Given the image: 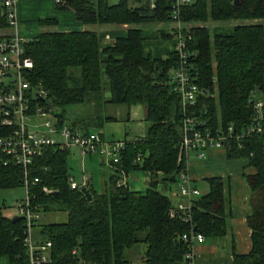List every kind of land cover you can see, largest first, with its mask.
Segmentation results:
<instances>
[{
    "label": "trees",
    "instance_id": "1",
    "mask_svg": "<svg viewBox=\"0 0 264 264\" xmlns=\"http://www.w3.org/2000/svg\"><path fill=\"white\" fill-rule=\"evenodd\" d=\"M62 2L58 9L71 10L80 24L127 25L129 29L123 37L109 40L111 48L104 54L97 51V35L91 32H44L29 39L22 47V55L31 59L26 75L29 85L45 91L47 103L54 110L84 107L88 103L124 107L139 104L144 108V134L141 141L123 143L113 165L116 169L107 176L101 194L83 187L89 201L78 190L67 188V152L47 147L40 157L33 158L30 175L38 179L37 185L28 187L33 202L41 213L65 214L63 222L37 224L35 234L49 240L50 264H75L79 258L85 264H126L123 252L134 244L142 247L141 264H184L182 256L187 248L175 236L185 233L188 226L176 217L166 216L173 202L169 186L174 183L175 172L183 166L181 160L175 162L180 109L166 82L167 71L174 67V54L170 49L160 57L144 51L140 31L135 28L139 23H166L164 7L168 0H157L152 13L132 9L133 0H118L110 6L107 0L93 4L81 0ZM209 20L249 24L211 32V39L203 29L188 31L192 39L188 50L193 84L201 93L188 113L201 119L211 133H222L230 124L231 135L235 136L252 123L253 106L249 101L254 102L256 94L260 96L262 133L241 138L238 147L229 140L225 157L240 158L244 162L241 171L250 170L240 173L248 190L244 225L250 232V247L244 255L232 251L231 264H264V0H192L188 7L180 9V24H203ZM158 35L160 40L166 39L161 32ZM211 59L213 74L209 69ZM102 90L107 99L100 97ZM53 116L58 123L62 121L60 114ZM74 124L73 121L68 126ZM7 131L0 128V136ZM144 153L141 162L135 164L136 155ZM40 167L44 170L37 171ZM131 171L148 174L143 191L129 192L120 184L115 186L119 172L125 176ZM221 179H203L207 193L197 197L189 210L192 229L207 242L228 234V192L222 188ZM157 184L166 191L165 195ZM21 186L19 168L0 166V190ZM40 187L51 191L42 195ZM20 232V221L10 223L0 214V264H24ZM71 250L77 254L70 255Z\"/></svg>",
    "mask_w": 264,
    "mask_h": 264
},
{
    "label": "built area",
    "instance_id": "2",
    "mask_svg": "<svg viewBox=\"0 0 264 264\" xmlns=\"http://www.w3.org/2000/svg\"><path fill=\"white\" fill-rule=\"evenodd\" d=\"M16 0H0V19L3 27L0 28V128L8 130L4 136H0V166L17 167L20 169L22 197L15 201L11 207L14 216L19 217L21 222L20 245L25 257L24 264H50L49 240L40 239L35 234V226L40 215V207L33 202V196L28 192V187L38 184L36 176L31 177V163L33 158L40 157L47 148L56 151L68 152L76 149L80 157L88 154H97L100 163L112 172L116 168L118 153L123 143L106 141L99 137L96 129H80L69 127L54 118V112L50 114L45 109L46 93L37 85H29L26 75H29L31 59L22 55V47L27 42L17 35V18L15 13ZM55 6L61 7L62 0H51ZM86 4L96 3V0H81ZM132 9L142 8L152 13L157 0H133ZM192 0H168L164 7L167 14V22L173 23L176 28L169 30L166 36L169 49L174 54V67L169 68L166 74L168 90L176 95L179 111L178 140L176 143V164L182 161V167L174 174L175 197L169 209L166 211L168 219L177 218L188 226L185 233L175 236L181 244L185 245L182 261L184 264H192L194 247L203 244L202 235L192 229L189 210L193 201L200 193L194 188L187 173V159L199 160L205 151L211 149L228 151L227 142L231 140L238 147L241 138H248L255 134H261L259 126L261 102L254 100L252 122L238 131L235 136L231 135V126L227 125L222 133H211L204 127L201 119L193 117L188 112L194 106L200 91L193 84L191 74L190 54L188 46L192 40L179 22L180 9L188 7ZM144 4H146L144 6ZM53 5V6H54ZM166 22V23H167ZM156 39H159L156 36ZM212 81L213 77L211 78ZM36 100L38 104L33 103ZM189 114V115H188ZM54 120H49V117ZM145 155H136L134 163L139 164ZM37 168V171H43ZM119 179L123 175L119 172ZM117 180L115 186H123ZM69 190H79L86 184V178L82 175L79 182H74L70 177L66 179ZM51 190L40 187L39 192L47 195ZM70 255L77 254L75 250ZM75 264H85L81 259H76Z\"/></svg>",
    "mask_w": 264,
    "mask_h": 264
},
{
    "label": "crops",
    "instance_id": "3",
    "mask_svg": "<svg viewBox=\"0 0 264 264\" xmlns=\"http://www.w3.org/2000/svg\"><path fill=\"white\" fill-rule=\"evenodd\" d=\"M15 4V13L17 18L16 32L20 38L26 41H28L29 39H36L40 34L44 32H56L59 34H68L69 32H90L87 29L89 25L80 24L75 21V16H73L71 10H60L58 9L59 7L55 6L51 0H16ZM41 22H44V24H41ZM46 23H48L49 25H47ZM140 34L141 37L143 36V38H146L148 41L144 44L142 42L144 51H149L151 54H155V56L160 57L164 55L163 53L166 50L169 49V47L165 46V40L156 39L154 34ZM101 96L102 98L107 99L108 95L106 92H102ZM81 109L83 110L84 108L76 105L72 106V110H74L75 113H82ZM95 113L96 114H94L95 116L92 120L88 119L86 126H81V124L76 125L79 123H76L75 121L74 126H76L77 128L80 127V129L84 130H87L89 128L96 129L99 132V137L101 139L103 138L106 141L130 143L143 140L145 122L143 120L144 108L141 105L129 104L128 107H124L117 104L113 105L103 103L97 108V111ZM103 118H109L113 120L105 122ZM71 123L73 122L70 121L68 125ZM74 153L78 155V153H76V149L74 150ZM221 154L225 155L223 150L211 149L205 151L204 156L199 160L193 159L191 157L188 158L186 167L189 179L193 186L196 181H201L203 179L215 177L225 178L226 191L228 192L226 199L228 205V207H226V227L228 234H226L225 236L229 240L230 248L226 249L227 251L223 252L219 249V252V247H217L213 243L214 241L207 242L205 239H203L202 245L194 247V263L192 264H231L232 261L230 254L232 251H234V253L237 255H244L250 247L248 241L250 232L244 225V214L246 210V204L244 203L247 200L248 190L242 177L237 176L238 171L231 172V169H227L225 177L219 176L216 171H213L215 169L211 167V165H214V161L221 162ZM93 156L95 159H97V157L91 153L82 157H80L79 155L78 158L80 159V161H82L83 166V160H87V162L89 163L92 160ZM97 162L98 166H100L99 168L105 169L103 178H100L99 181V192L94 191L92 188L90 180L91 168L89 172H86L83 167V169L80 168L81 170H79L77 181L79 182L81 180V176L83 175L86 178L85 185L92 189L95 194H101L104 189L105 180L110 172L108 168L100 163V161ZM243 163L244 162L242 160V164ZM131 172L123 176L122 180L119 179V181L123 183V187H125L129 192L134 191V189L130 191L127 188V177L129 174H131ZM141 175L144 180H148V174L146 172L142 173ZM68 176L73 180L71 172L68 173ZM129 183L130 185H136V180H131ZM134 192H141V190H136ZM170 193H172L171 196L172 198H174L176 194L175 189L174 191H170Z\"/></svg>",
    "mask_w": 264,
    "mask_h": 264
},
{
    "label": "rangeland",
    "instance_id": "4",
    "mask_svg": "<svg viewBox=\"0 0 264 264\" xmlns=\"http://www.w3.org/2000/svg\"><path fill=\"white\" fill-rule=\"evenodd\" d=\"M116 2H118V0H107V5H115ZM252 23V22H251ZM240 23H234L231 21H223V22H212V21H208L206 23L203 24H184L181 23L182 27L186 30V31H190L193 30L195 28H199V29H203L205 30L210 38L211 32H216V31H229V29L239 25ZM249 23H242L240 25H247ZM257 24H262L261 22L257 23ZM264 28V24L261 25ZM86 27V26H85ZM136 29H138V31H140V33H143V35H149V34H154V36L158 37V33L161 32L162 34H167L169 32V30H173L174 28H176V26L173 23H170V21H168L167 23H163V24H159L156 22L153 23H146V24H142L139 23L137 26H135ZM91 33H94L97 35V43H98V48L97 51L101 52L104 54V52H106V49L111 48V45L108 44L109 40L112 39H116V38H120L123 37L125 34V31L127 29H129V27H127V25L125 26H116L114 24L111 25H100L99 23L95 24V25H89L87 28ZM263 36H264V31H263ZM211 39V38H210ZM105 40V41H103ZM142 41L143 44L145 42H148L146 38H143L142 36ZM167 42V40H165ZM164 41V42H165ZM263 42H264V38H263ZM166 47H169L168 44H165ZM210 73L213 74L214 71V62L211 59L210 63ZM101 81L104 82V79L101 77ZM212 84V83H211ZM213 85V84H212ZM103 92V90H102ZM102 92L100 91V97L102 98ZM212 96L214 97V93L213 90L211 92ZM255 99L257 101L260 100V96L259 95H255ZM80 107L84 108L83 110L81 109L82 113H78L74 110H72V107H67L65 109H59V110H55V114H60L62 122L64 125H68V123L71 121H75L76 123H84V125L86 126V123L88 121V119L92 120L94 117V114H96L95 112L97 111V108L99 106L95 105V104H91L88 103L86 104V106L84 105V107L81 105ZM55 118V117H54ZM54 118L51 116L49 117V120H54ZM81 125V126H84ZM75 150V149H74ZM73 149L68 150L67 152V157H66V171L67 174L69 172H71L72 176H73V180L76 182L78 179V175H79V170L81 169H85L86 172L90 171L91 168V176H90V180H91V184H92V188L94 191L99 192V181L100 178H103V175L105 173V169L104 168H99L100 166H98V162L99 157L97 156V154H93L97 157V159L92 158V160L88 163L87 160H83V166H82V161H80V159L78 158L79 155L74 153ZM77 153V151H76ZM221 162H217L214 161V165H211V167H213L216 171L217 174H219V176H224L227 173V169H231V172L233 171H238L237 176H240L241 172H245V173H249L250 170L247 169H243V171H241V164H242V160L240 158H236V157H228L226 158L225 155L221 154V158H220ZM240 165V166H239ZM83 167V168H82ZM71 170H69V169ZM81 168V169H80ZM100 171V172H99ZM141 172H131V174L128 175L127 177V188L131 191L132 189H134V191L136 190H144L146 183L148 180H144ZM215 174V173H214ZM131 180H136V185L132 184L130 185V181ZM199 180V179H198ZM222 181V188L225 190L226 189V182H225V178L221 179ZM170 190L174 191L175 189V183L171 184L170 186ZM194 188L197 190V192H199L200 196L203 193H207L206 192V185L204 183L203 180L201 181H196V183H194ZM157 189L160 190L162 192L163 195H165L164 193H166L165 190H162L160 185L157 184ZM22 197V189L21 188H14V189H9L6 188L4 190H0V214L2 217L4 218H11L14 217V213L11 209L13 203L15 201H19V199ZM245 204V203H244ZM246 207V205H245ZM246 211V210H245ZM64 212H49V213H40L39 218L37 220V224L38 225H47L49 223L52 224H56V223H60L63 222L64 219ZM218 248V250L220 249L222 252L223 251H227L226 249L230 248L229 247V240L228 238H226V236L224 238H217V240H215L213 242ZM219 250V252H220ZM142 247L139 244H134L130 249L126 250L125 252H123V258L126 261V264H141V262L143 261L142 258Z\"/></svg>",
    "mask_w": 264,
    "mask_h": 264
},
{
    "label": "water",
    "instance_id": "5",
    "mask_svg": "<svg viewBox=\"0 0 264 264\" xmlns=\"http://www.w3.org/2000/svg\"><path fill=\"white\" fill-rule=\"evenodd\" d=\"M145 5L146 4H144V6ZM235 6H236V2L233 1L232 2V7H235ZM251 103L252 102L249 101V105H251ZM45 109H47L50 114H52L54 112V108L51 107L50 105H48V103H45ZM254 123H255V120H254V122H252V124H254ZM78 191L83 197H85L84 199L86 201H89L90 197H89V195L86 193V191L83 188H80ZM19 219H20L19 217H15L14 216V217L9 218V221H10V223H13L14 221H18Z\"/></svg>",
    "mask_w": 264,
    "mask_h": 264
}]
</instances>
